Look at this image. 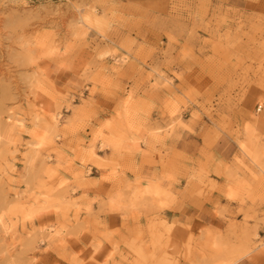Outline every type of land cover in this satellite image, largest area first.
<instances>
[{
  "label": "rangeland",
  "instance_id": "1",
  "mask_svg": "<svg viewBox=\"0 0 264 264\" xmlns=\"http://www.w3.org/2000/svg\"><path fill=\"white\" fill-rule=\"evenodd\" d=\"M245 7L237 0H0V137H3L0 148L5 149L0 162L8 173L3 176L6 184H14L10 177L26 174L28 168L20 152L15 153V158L12 155L18 143L11 133L14 127L19 131L18 120L31 123L33 113L39 112L43 117L51 112L62 122L63 132L64 124L73 118L77 124L90 117L108 118L118 109L119 100L113 103L105 96L119 98L131 92L132 99L123 105L125 116L138 117L147 111L156 122L164 108L157 105L149 110L146 97L156 95L162 104L165 91L172 89L182 96L186 94L184 102H180L178 119L192 122L196 113V131L180 139L184 151L169 156L167 146L163 156L159 153L157 162L154 158H144L145 164H158L162 168L159 174L144 177L135 174L132 181H139L143 190L149 187L155 190L160 186L158 177L169 168L180 174L177 177L180 187L187 188L191 202L182 199L183 208L187 209L183 217L194 219L196 224L191 222L183 229L187 234L182 237L177 236L175 229L166 233L169 258L173 249L179 248L187 261L231 258L239 259L241 264H264L261 248L264 229L253 234L250 228L264 215V114L258 110L259 96L264 91L259 87L264 21L259 19L258 7L246 11ZM230 9L233 13L240 9L241 14L229 15ZM85 17L93 24L99 20L102 31L89 27ZM168 33L182 37L179 46L173 43L170 47ZM119 45H124L120 50L122 55L107 57L91 73L92 77L108 78L111 87L90 96L89 80L88 87L78 89L77 81L92 60L94 50L102 46L114 53ZM185 49L189 55L181 58ZM166 53L175 58L174 66L166 64ZM118 65L119 71L113 76L111 69ZM157 68L167 76V81L145 79L148 72ZM237 93L240 102L234 105L230 101ZM97 105L105 111L98 112ZM79 134L80 129L78 134H73L70 128L66 136L61 135L63 138L56 146L63 149V156L50 153L48 148L41 154L53 157V168L60 159L67 163V158L74 154L73 148L82 152L88 146L77 144ZM23 138L26 140L27 134ZM123 148L128 153L139 152L130 142ZM108 150L110 154L113 151ZM96 154L104 156L103 151L97 150ZM174 160L178 162L174 164ZM131 162L124 157L119 171L134 170V161ZM8 165L17 171L11 172ZM100 176L101 169L93 164L87 178L82 175L78 182L88 185ZM120 180L130 182L121 177ZM104 184L111 187L113 181ZM196 185L210 193L199 204L192 199L195 196L192 188ZM225 186L236 191L238 199L230 201L222 195ZM80 193L78 187L75 193L65 197L66 210L72 215L76 209L71 201ZM39 195L42 199L44 194ZM91 195L88 193L89 199ZM26 206L30 205L15 192H10L7 199L0 198V260L42 259L49 264H68L74 253H79L80 259H87L91 247L81 252L82 244L72 235L64 238L63 245L56 239L37 243L29 238L25 229L43 227L41 220L49 225L45 231L52 236L53 228L59 230L58 215L53 210L26 221ZM179 209L165 208L162 216H150L147 212L141 216L133 211L129 215L147 230V239L159 240L163 228L160 220L172 224L175 218L172 216H180ZM218 209L223 210L222 215H217ZM59 216L62 220L63 213ZM88 216L86 211L81 213V221H86ZM99 219V225L109 231L129 222L118 212H105ZM182 225L183 221L181 228ZM95 235L94 224L81 234L80 240L91 245ZM189 237L194 239L189 241ZM209 241L217 247L201 250L202 244ZM111 248L105 242L97 256L103 259Z\"/></svg>",
  "mask_w": 264,
  "mask_h": 264
},
{
  "label": "clouds",
  "instance_id": "2",
  "mask_svg": "<svg viewBox=\"0 0 264 264\" xmlns=\"http://www.w3.org/2000/svg\"><path fill=\"white\" fill-rule=\"evenodd\" d=\"M232 2V0H229ZM260 9L259 19L264 21V0H247L245 11L247 8H256ZM236 14L240 15V9L229 10V15ZM208 19V17H205ZM207 30V29H206ZM169 34V33H168ZM261 51L262 59L259 69V79L264 78V41L261 42ZM114 56H121V52L116 49ZM128 61L125 62L127 64ZM165 68L168 66L165 65ZM119 71V65L116 68L111 69L112 75L115 76ZM252 71L251 68L248 69L250 74ZM160 72V71H159ZM163 77L167 76L160 72ZM183 74V73H182ZM102 75V74H101ZM143 75V73H141ZM175 75V74H174ZM157 79V73L153 70L148 72L145 79ZM180 79L183 80V75H180ZM91 86H90V96H95L100 90H107L111 87V81L108 78L101 79L100 76L90 77ZM89 81V80H88ZM88 81L80 80L77 81V88L83 89L88 87ZM161 81H165L161 79ZM239 83V82H238ZM163 88L164 85H161ZM165 94H171L177 98L180 102H184L186 98L185 95H180L172 89H167ZM133 93L129 92L127 94H121L119 98L105 96L106 100H112L113 103L119 100L118 109H114L111 115L108 118L100 117H90L85 124L80 128V139L77 141V144L87 143L88 146H91L97 150L103 151L104 156H97L96 160L85 161L80 159L81 151L78 148H73V155L67 158V163L64 162L62 166H58L57 162L56 174L50 175L48 170L52 167L51 160L53 157L51 155L39 156L38 160L29 165L25 170L26 174H21L18 177H10V181H15V183H7L4 181L3 176L8 175L4 171L5 164L0 162V198L7 199L10 192H15L16 196L23 198L30 206L40 207L45 204H54L56 207L61 209L60 214L63 213V218L61 220L58 215L57 224L63 226L67 232V236H74L75 240L78 243L82 244L81 252H84L85 249H89L91 245L83 243L80 238L76 237L74 233L81 232L82 229H90L94 224L96 225V235L99 236L103 231V227L97 223L95 219V214L89 215L86 221H81L80 215L83 212L88 213L87 201L92 200L96 201L99 198H106L109 192L115 188L116 191L122 192L126 198L127 203L130 207H133V212L138 215H144L147 212L150 216L162 211L159 209V202L162 199H169L171 195H179L181 199L187 191V188H182L179 185L178 176L180 175L175 169L165 168V170L158 177V182L160 185V195L155 194V190L148 192L147 190L141 189L139 186V181L135 183L132 182H123L120 180L121 173L119 169L122 167V161L126 155V149L122 148L117 151H112L111 154L108 153L107 149L111 148L109 146L110 142L122 141L123 145L128 144L134 146L136 151L143 152L146 154H152L155 152H161L162 156L167 147L165 141L169 138L172 140H179L186 137L190 133H195L196 123L195 120L198 119L197 114L193 113L194 121L192 122H182L178 119V115L175 117V121L170 113L164 110L161 113V117L158 121L154 122L150 119L147 111L136 116L126 117L123 111V105L126 100H131ZM146 99L150 103L151 101L159 100L156 95L149 94ZM234 105H238L240 102L239 94L232 98L230 101ZM97 111L103 113L104 108H100L97 105ZM179 123H176V122ZM173 124L175 127L173 128ZM163 125V126H161ZM186 125V126H185ZM155 127L166 130V133H171L170 135H165V138L162 140H155L152 133ZM61 136L59 139H62ZM3 137H0L2 140ZM18 143V146L13 151L12 155L15 158V153L20 152L23 157H25V151L22 150L26 148V142ZM143 143L144 148H140V144ZM66 147V146H65ZM57 149L63 151L62 148L53 146L47 150L51 152H56L60 154ZM4 148H0V161H3L4 157ZM66 155V154H65ZM69 159L71 162H69ZM79 161V163L77 162ZM98 162H103L107 167H98ZM95 164L98 168L101 169V176L88 185H86L85 191H81L79 195L75 197L72 201H80V207H76V214L72 215L66 210V200L65 197L69 196L71 193H75L77 188H82V185L79 184L78 174L83 175L84 168H90L91 165ZM7 167L11 168V172L15 173L17 170L12 168L10 165ZM113 169H116V173L113 175ZM106 175H111V179L107 181H113L111 187H105V180L101 178ZM70 177V178H66ZM201 190L199 185H196L192 188L194 195H196ZM40 193H43V198L41 199ZM88 193H93L91 198H88ZM36 195V198L33 199V195ZM180 216H183V213L187 211L185 208H180ZM264 218V215H261L259 219ZM258 222V221H257ZM43 227L37 228L32 226L31 230L25 229L27 235L34 241L48 240L47 223H44L41 220ZM147 230L141 228L138 225V221L134 217L129 218V222L124 225L122 224L120 229L113 233L110 240L105 241L112 245L110 255V264H169V262H174V264H183L186 259L182 258L185 256V253L179 249H173V256L169 258L168 256V244L167 237L164 229H161V235L159 240L147 239ZM217 246L211 244V242H206L202 244L201 250H206L208 248L215 249ZM43 251V249H40ZM231 256V253L227 254ZM0 264H33L31 259H13V260H0ZM187 264H233V259L231 258H217L213 260H192L187 261Z\"/></svg>",
  "mask_w": 264,
  "mask_h": 264
},
{
  "label": "snow or ice",
  "instance_id": "3",
  "mask_svg": "<svg viewBox=\"0 0 264 264\" xmlns=\"http://www.w3.org/2000/svg\"><path fill=\"white\" fill-rule=\"evenodd\" d=\"M84 20L88 21L89 27H95L97 32H101L103 29V26L100 24L99 20L93 24L89 17H85ZM81 27H84L82 24ZM87 32L85 31V35ZM99 39V36L97 37ZM182 37H179L178 33H169V41H170V47L173 43H175L177 46H179L180 40ZM124 45L117 46V49L120 51ZM115 54L111 52L109 49H105L102 46L97 47L94 50L92 60L89 61L88 66L86 67L85 71L81 73V80L88 81L90 80L91 73L95 69V67L105 61L107 57L114 56ZM189 55L188 51L185 49L183 57L186 58ZM125 62L127 61V58H124ZM165 62L166 64H171L174 66L175 64V58L169 57L166 53L165 55ZM67 66V65H62ZM155 73H157V79L158 80H165L166 77H163V75L159 72V69H153ZM181 75H183L181 73ZM259 87L261 89H264V78H261L259 80ZM259 106H260V113L264 114V91L261 92L259 96ZM157 105H161L164 110H166L168 113H170L173 117V120L175 121V117L178 115L180 111V101L175 98L171 94H164L163 97V103L161 104L160 100H153L149 103L148 108L149 110L156 108ZM239 105V102H238ZM63 106V105H61ZM68 107L70 110H72V105L69 102ZM50 117V119H49ZM62 122L57 120V116L52 114L51 112L45 114L43 117L40 115L39 112L33 113V118L31 123L28 121H17V126L19 127V131L17 132L16 128L14 127L12 129V135L15 136L17 139L15 142L24 143L26 142V151H25V164L26 166L34 164L39 156L41 155L42 151L46 148H50L53 146H56L59 143V138L61 135L66 136L68 134L69 129L71 128V131L73 134H78L79 129L85 124L79 123L77 124L75 122V119H71L68 123L64 124L63 126V132H61L60 124ZM176 123H179L178 121ZM186 126V125H185ZM175 125L173 124V128ZM24 134H27V139L25 140ZM170 135L171 133H166V130L161 129L159 127H155L153 130V137L155 140L159 141L165 138V135ZM109 146L113 149V151H117L123 148V142H110ZM23 150V149H22ZM57 151L63 156V152L60 149H57ZM80 159L85 161H91L97 159V154L95 152V149L91 146H87L83 149V151L80 153ZM69 162L71 160L69 159ZM79 163V161H77ZM64 164V160L60 159L59 165L62 166ZM98 167H107L106 164L103 162H98ZM89 169L87 167L84 168L83 177L87 178V173ZM50 175L56 174V168H50L48 170ZM116 173V169H113V175ZM82 175L78 174V178H80ZM112 177L111 175L103 176L102 180H110ZM106 187V186H105ZM214 188L217 187L216 185L213 186ZM86 185H82L81 191H85ZM148 192H152L151 187L147 189ZM222 195H225L228 197V199L236 200L238 199V193L236 191H233L231 187L225 186L221 189ZM161 189L160 186H157L155 189V194L157 196L160 195ZM207 195H210L209 192H206L203 188L192 198L195 200L197 204L200 203V201L206 197ZM169 199H162L159 202V209H165V208H176L180 207L183 208L184 203L183 202H191L189 200V197L187 195V191H185V194L183 196V202L182 199L179 197V195H171L169 194ZM72 205H75L76 207H80V201H71ZM98 205V207H97ZM87 208L89 215L95 214L97 217V223H100V217L103 216L105 212H118L122 215L123 219L125 221H128L130 218V211H133V207H130L129 204L126 201V198L122 192L116 191L115 188H113L108 196L106 198H97L96 201L88 200L87 201ZM55 211L57 215L60 214L61 209L59 207H56L54 204H45L40 207L35 206H26L24 208L25 213V220H32L36 216L42 215L45 212ZM223 210L218 209L217 215H222ZM158 216H162V211H158ZM183 221V229H187L190 224V219L185 220L183 216H178L173 219L172 224H168L165 220H160V224L162 225L164 232L168 233L175 229L176 234L178 237H182L184 235V232L181 231V222ZM248 222L247 216L245 218V223ZM48 228L49 225H46ZM59 230H56L55 228L52 229V236H49L48 240L51 241L52 239H56L59 244L63 245L65 243L64 238L67 236V232L63 226H59ZM251 231L253 234H255L257 229H264V218H261L258 220L257 223L254 225H250ZM90 229H82L81 232H76L74 235L78 238H80L81 234L84 232H88ZM119 229H113L112 231L107 230V227L105 226L103 228V231L99 236L95 235L93 238V243L91 246V254L87 256V259H80L79 253H74L72 255V258L68 261V264H110V253L103 259L97 256V253L101 252L102 245L105 243V241L110 240L113 233L118 231ZM203 231V230H202ZM194 239L193 237H189V241ZM99 241V242H97ZM39 243V241H37ZM42 247V245H41ZM261 248L264 249V240L261 241ZM102 255V253H101ZM33 264H49V262L44 261L42 259L33 260ZM169 264H174V262H169ZM183 264H187V261H184ZM233 264H241L239 259L233 260Z\"/></svg>",
  "mask_w": 264,
  "mask_h": 264
},
{
  "label": "crops",
  "instance_id": "4",
  "mask_svg": "<svg viewBox=\"0 0 264 264\" xmlns=\"http://www.w3.org/2000/svg\"><path fill=\"white\" fill-rule=\"evenodd\" d=\"M237 2L240 5H246L247 0H237ZM182 142L183 141L180 139L179 140L168 139L167 141H165L166 145L169 147L168 148L169 149V151H168L169 156H173V155L181 152V150H182L181 148H184ZM184 142H186V141L184 140ZM141 148L142 149L144 148L143 144L141 145ZM107 151L110 154V151L108 149H107ZM182 151H184V150H182ZM186 152H187V150H186ZM159 153H161V152H155L152 154H144L142 152H136V153L126 152L125 157H127L128 160H130L132 162L134 161V167L135 168H134V170H130V169L120 170V173H121L120 177L122 179H124V181L132 182L135 179V174H138L140 177L152 176L155 174H159L162 171V168L158 164L151 166V165H147L144 163V158H146V157L154 158V160L157 162V160L159 158ZM187 153H189V155H190V151H188ZM176 162H178V161H176V160L173 161L174 164ZM142 186H144V182H142ZM172 217H178V215L174 214ZM115 220H117V222L120 221V219L118 217H116ZM141 221H142V219H141ZM191 222L196 224L195 220L194 219L192 220V218L190 220V223ZM181 231L184 232V235L187 234V232H185L183 230V228H181Z\"/></svg>",
  "mask_w": 264,
  "mask_h": 264
},
{
  "label": "built area",
  "instance_id": "5",
  "mask_svg": "<svg viewBox=\"0 0 264 264\" xmlns=\"http://www.w3.org/2000/svg\"><path fill=\"white\" fill-rule=\"evenodd\" d=\"M258 110H260V106H258Z\"/></svg>",
  "mask_w": 264,
  "mask_h": 264
},
{
  "label": "bare ground",
  "instance_id": "6",
  "mask_svg": "<svg viewBox=\"0 0 264 264\" xmlns=\"http://www.w3.org/2000/svg\"><path fill=\"white\" fill-rule=\"evenodd\" d=\"M259 152V151H258ZM256 157V156H255Z\"/></svg>",
  "mask_w": 264,
  "mask_h": 264
}]
</instances>
